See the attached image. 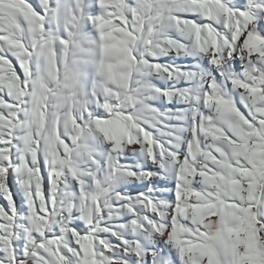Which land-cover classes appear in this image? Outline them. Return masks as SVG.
<instances>
[{"label": "snow or ice", "instance_id": "1", "mask_svg": "<svg viewBox=\"0 0 264 264\" xmlns=\"http://www.w3.org/2000/svg\"><path fill=\"white\" fill-rule=\"evenodd\" d=\"M0 264H264V0H0Z\"/></svg>", "mask_w": 264, "mask_h": 264}, {"label": "rangeland", "instance_id": "2", "mask_svg": "<svg viewBox=\"0 0 264 264\" xmlns=\"http://www.w3.org/2000/svg\"><path fill=\"white\" fill-rule=\"evenodd\" d=\"M14 191H15V189H14Z\"/></svg>", "mask_w": 264, "mask_h": 264}]
</instances>
